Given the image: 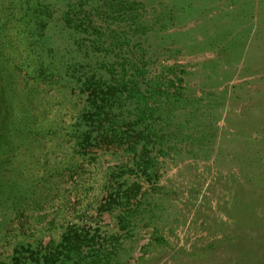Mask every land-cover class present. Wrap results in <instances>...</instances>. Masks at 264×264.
Listing matches in <instances>:
<instances>
[{
	"label": "rangeland",
	"instance_id": "1",
	"mask_svg": "<svg viewBox=\"0 0 264 264\" xmlns=\"http://www.w3.org/2000/svg\"><path fill=\"white\" fill-rule=\"evenodd\" d=\"M50 240L264 264V0H0V259Z\"/></svg>",
	"mask_w": 264,
	"mask_h": 264
},
{
	"label": "trees",
	"instance_id": "2",
	"mask_svg": "<svg viewBox=\"0 0 264 264\" xmlns=\"http://www.w3.org/2000/svg\"><path fill=\"white\" fill-rule=\"evenodd\" d=\"M71 62L76 64L75 61ZM93 91L97 90L94 89ZM13 95L14 94H12L11 97H13ZM101 101L103 102V100ZM88 137H90V134L88 135ZM69 238L70 237H68V239ZM54 242L55 241L50 240L45 246L38 248V251H35L32 248L31 244H22V250L30 252L29 255H25L24 257H22V251L15 250V253L11 256L10 260L0 259V264H65L66 258L64 256L58 255L57 253H55V251H53V247L55 245Z\"/></svg>",
	"mask_w": 264,
	"mask_h": 264
}]
</instances>
